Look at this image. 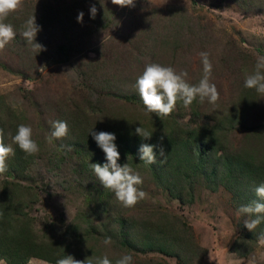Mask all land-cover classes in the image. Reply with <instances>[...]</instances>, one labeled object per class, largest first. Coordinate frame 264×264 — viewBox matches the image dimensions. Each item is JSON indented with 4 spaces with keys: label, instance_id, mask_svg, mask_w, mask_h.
<instances>
[{
    "label": "rangeland",
    "instance_id": "374dc122",
    "mask_svg": "<svg viewBox=\"0 0 264 264\" xmlns=\"http://www.w3.org/2000/svg\"><path fill=\"white\" fill-rule=\"evenodd\" d=\"M92 5L97 9L94 19ZM81 11L83 22L78 23ZM48 12L51 17H45ZM53 12L59 18H52ZM33 14L41 27L35 42L45 49L38 54L20 35L25 20ZM4 22L14 26L17 36L0 50V106L4 104L14 115L26 118L39 152L23 163L22 169L10 166L0 174V192L13 184L16 195L25 199V219L38 238L44 242L66 238L70 244L72 233L80 229L100 230L101 224L108 229L115 226L116 219L129 215L149 222L170 213L173 223L176 218L178 227L193 241L194 255L188 263L157 251L114 249L105 246L98 235L94 236L98 241L93 244L89 263L95 264L96 258L105 255L111 261L130 254L134 264L137 259L146 264H264V243L257 238L249 239L242 256L231 249L240 236L246 239L244 220L248 217L238 212L240 202L222 185L198 175L191 184L189 202H181L165 188L166 177H154L141 166L133 169L143 177L138 187L147 196L135 206L124 207L111 190L103 188L91 168L92 163H106L105 154L92 138L90 145L87 138H76L78 131L69 128V137L49 142L51 122L73 124V103L81 98L87 101V95L94 92L89 81L92 69L108 80L104 103L110 101L124 116L149 123L157 119L142 102L126 99V95L138 93L137 77L148 64L157 63L177 72L187 71L188 82L198 84L203 76L201 52L210 54L211 82L220 98L216 104L200 103L199 98L188 107L177 103L174 112L179 114L173 117L178 125L172 129L188 131L200 123L209 127L222 120L229 107L243 97L245 74L254 70L258 56H264V0H135V7H120L111 0H23V7ZM116 87L119 94L114 97ZM79 106L76 113L88 118L86 112L80 114L81 108L88 110L86 103ZM88 114L86 128L93 125V115ZM258 122L264 124V94L260 93L255 94L246 120L229 130L227 142L234 148L243 145L244 126ZM257 151L258 155L264 153V139L257 144ZM129 158L120 156L118 163L129 164ZM131 161L139 163L134 157ZM23 264L51 263L29 257Z\"/></svg>",
    "mask_w": 264,
    "mask_h": 264
},
{
    "label": "trees",
    "instance_id": "16d2710c",
    "mask_svg": "<svg viewBox=\"0 0 264 264\" xmlns=\"http://www.w3.org/2000/svg\"><path fill=\"white\" fill-rule=\"evenodd\" d=\"M53 14L52 18H59L57 13L53 12ZM45 17H51V12H48ZM102 21L100 24H103ZM61 52L65 56V49ZM91 71L89 81L94 92L91 91L87 95L89 96L87 101L81 98L86 103L88 110L83 107L80 109V114L82 111L86 112L88 118L90 116L88 113L92 114L93 125L86 128L88 123L86 119L88 118L82 114L79 117L80 115L76 113V110L80 108L79 103L82 101L73 103V109L70 111V114L73 113L70 119L73 124L69 123L68 126L73 131H78L76 138L81 135L88 140L93 139L92 135L86 132L92 129L95 132L114 133L120 156L128 155L130 157L128 162L132 168L140 169L141 166H146L154 174V177H166L164 179L165 188L181 202H189L191 184L198 175H203L213 185H222L232 194L233 198L238 199L237 201L241 205L249 204L258 199L255 188L264 183V153L258 155L257 144L264 139V124L258 122L254 125H245L244 130L246 132L243 138L246 139L243 145L234 148L226 140L229 130L246 120L247 111L254 104L255 94H258L255 89L243 87V97L229 107L228 114H225L222 120L212 122L209 127L200 123L197 125L198 127H191L188 131L182 128L179 129L180 131H173V125H178L175 123L176 119L173 114L179 113L173 111L166 117H158L155 113H151L152 118L157 120L149 122L151 124L139 123L136 119L133 120L132 117L124 116L122 112L114 110L110 101L104 103L105 98L108 97L105 95V92L107 94L105 89L109 90L108 80L99 78L100 73H96L95 68ZM118 82L121 84V81ZM114 92V97L118 96V87L115 88ZM126 96L128 97L126 98L128 99L127 102H132L135 98L142 102L138 93H131ZM178 103L180 102L178 101ZM143 108L146 109L144 104ZM25 119L24 116L11 113L4 104L0 106V129L4 130L7 145H10L8 139L12 142V136L16 134L18 126L26 124ZM151 125L155 126L154 129ZM138 127H143L152 132V138L142 140L135 133V129ZM155 129L162 131L155 133ZM161 136L164 137L162 141L164 157L159 156V147H157L154 149V152L157 153L155 164L149 165L141 161L138 152L140 145L148 143L159 146ZM252 138L255 140L253 144L251 143ZM88 143L91 145L92 141L89 140ZM94 144L99 148L95 140ZM11 146L15 155L8 158L7 165L22 169V164H26L32 156L26 155L13 142ZM132 157L137 159L139 163L133 164ZM15 191L13 184H10L4 186L0 192V257L7 264H23L29 257L40 258L53 264L66 255L78 257L83 261L86 260V264H94L93 262L89 263L88 259L90 254L93 256V244L98 241V238L94 236L97 235L100 240L110 237L112 240L110 246L114 249L129 248L142 253L157 251L173 256L177 260L183 259L186 263L194 255L193 241L186 237L182 227H178L179 223L176 218H174L175 222L173 223V215L170 213L162 214L158 220L149 222L137 221L132 215H129L116 219L115 226L108 229L104 228L103 224L100 225L102 227L100 230L96 228L80 229L72 233L71 239L69 238L70 244L66 238L58 242L51 240L44 242L35 235L30 222L25 219L28 217L24 211L25 199L22 196H17ZM69 232L71 233V231ZM261 233H264V222L254 232L245 227L243 235L246 239H242L240 236L232 243L231 249L241 256L244 255L248 250L249 242H251L249 239H256ZM89 240L93 241L92 245L87 244ZM117 258L111 259L112 264H115ZM135 264H146V261L137 259Z\"/></svg>",
    "mask_w": 264,
    "mask_h": 264
},
{
    "label": "clouds",
    "instance_id": "9594fccd",
    "mask_svg": "<svg viewBox=\"0 0 264 264\" xmlns=\"http://www.w3.org/2000/svg\"><path fill=\"white\" fill-rule=\"evenodd\" d=\"M114 5L120 7H135V0H111ZM23 7V0H0V50L4 49L7 44L13 41L17 32L14 26L4 21L10 13L17 12ZM97 9L95 5L90 8L91 18H95ZM84 13L81 11L77 16V22H83ZM41 27L36 23V17L33 14L28 17L23 25L20 35L27 44L32 46L33 51L37 54L43 50V46L36 43L37 33ZM203 65V76L198 84L188 82V72H177L171 66H162L157 63L148 64L143 73L137 77L135 88L139 97L149 113H155L158 117L169 116L176 108L179 102L184 107L190 106L193 101L199 98L200 103L207 101L210 104H216L220 98L219 91L212 83L213 64L210 60V54L207 52L199 53ZM244 87L255 89L256 92L264 94V56H258L254 70L245 74ZM15 108L16 105H13ZM52 131L49 142L53 139H63L69 137L70 129L67 121L57 120L51 122ZM135 133L142 140H150L153 133L138 127ZM95 140L97 146L105 154L106 163H92L91 168L103 188L111 190L115 197L123 204L124 207L135 206L139 201L146 198L147 193L141 190L143 177L128 164L121 165L120 152L115 143L116 135L114 133L100 131L95 132L93 129L89 132ZM11 135V134H9ZM163 136L160 138V145L142 143L139 147V159L146 164H155L157 162V153L154 149L159 147V156L164 157L165 152L162 145ZM12 142L18 145L26 155L32 156L39 152V145L33 139V130L30 125L20 124L17 132L12 136ZM63 147V146H62ZM70 148V146H69ZM15 152L11 145L5 143V133L0 129V174L7 172V160L14 156ZM257 200L249 204L241 205L238 212L248 217L244 220V226L254 232V230L264 222V183L255 188ZM257 239L264 243V233H261ZM105 246L112 243L110 237L103 241ZM0 264H6V261L0 259ZM56 264H86L85 261L76 260L72 255H66L56 261ZM95 264H112V261L105 255L98 257ZM115 264H134L133 257L130 254H124L115 261Z\"/></svg>",
    "mask_w": 264,
    "mask_h": 264
}]
</instances>
